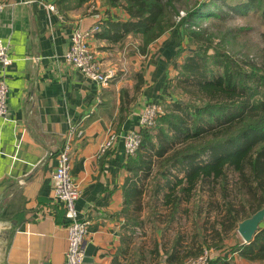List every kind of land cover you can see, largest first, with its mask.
Listing matches in <instances>:
<instances>
[{
    "label": "crops",
    "instance_id": "1",
    "mask_svg": "<svg viewBox=\"0 0 264 264\" xmlns=\"http://www.w3.org/2000/svg\"><path fill=\"white\" fill-rule=\"evenodd\" d=\"M53 1L57 10L40 0H0V37L13 59L7 70L8 116L0 117V264H65L67 220L52 173L66 145L81 192L79 214L89 221L87 243L95 245L91 264L176 263L181 246L166 243L165 209L191 196L180 185L170 190L167 174L175 168L159 167L156 150L148 153L152 168L138 164V155L126 153L123 135L141 127L148 102L176 101L169 78L182 46L180 32L171 29L145 53L134 41L128 57L96 32L91 44L103 66L121 63L124 69L101 86L65 57L73 30L90 28L93 14L85 6L72 9ZM105 18L129 15L117 9ZM111 130L119 137L100 154ZM156 135V145L170 140ZM183 174L178 169V177Z\"/></svg>",
    "mask_w": 264,
    "mask_h": 264
},
{
    "label": "trees",
    "instance_id": "2",
    "mask_svg": "<svg viewBox=\"0 0 264 264\" xmlns=\"http://www.w3.org/2000/svg\"><path fill=\"white\" fill-rule=\"evenodd\" d=\"M85 1L78 0L79 4ZM103 1L113 6L120 5L129 18H103L98 38L116 43L133 35L142 53L153 41L179 24L190 25L187 34L182 32L180 37L198 44L190 48L181 64L173 60L179 73V78H174L175 83L172 84L173 89L181 91L176 92L175 99L179 107L175 109L179 112H163L158 117L161 121L143 127L141 146L131 156L138 155L137 163L148 169L153 167L154 161L148 153L156 150L161 157L160 165L157 164L159 167L178 166L184 171L180 178L178 170L167 174L170 190L180 185L181 193L188 197L194 191L199 194L195 210L197 216L205 207L201 201L204 195L207 196V204L219 210L222 218L219 219V239L214 246L219 252L207 264H237L235 253L242 264H264V222L250 241H245L236 229L239 222L264 206V66L255 62L243 65L218 44L213 45L212 34L206 28L195 30L191 27L200 25L204 18L226 19L228 13H252L264 22V0H200L179 22L175 20L179 9L174 0ZM261 53L264 57V49ZM183 81L190 84H183ZM183 94L187 95L188 101ZM171 106L167 103L166 108L172 110ZM156 130H159L157 134L168 136L170 140L156 145ZM202 155L207 158L200 159ZM171 175H175V181L171 180ZM232 175H235L234 179ZM237 192L241 203L239 208L234 203ZM171 195L172 192L168 194L169 197ZM179 204L180 197L170 206L173 217L181 210L184 213L188 211ZM228 228L236 229L237 236V241L230 248L223 242L227 237L223 234Z\"/></svg>",
    "mask_w": 264,
    "mask_h": 264
},
{
    "label": "rangeland",
    "instance_id": "3",
    "mask_svg": "<svg viewBox=\"0 0 264 264\" xmlns=\"http://www.w3.org/2000/svg\"><path fill=\"white\" fill-rule=\"evenodd\" d=\"M63 5L68 8H78L80 6H85V10L88 13H102L103 18L108 17V12L124 9L120 5H111L104 3L103 0H87L84 3L79 4L78 0H61ZM198 1L200 0H174L176 6L179 9V13L175 16V20L179 22L183 16H185L190 10L194 9L196 4H198ZM206 1V0H203ZM235 2L236 0H232ZM96 21V18H94ZM201 24H193L191 25L192 28L195 30H198L200 27L206 28L208 33L212 34L214 43L213 45H219L224 50L228 51L231 55L235 57V59H238L240 62H242L243 65H245L248 62H255L260 66H264V57H262V50L264 49V22L259 19L257 15H253L252 13L243 15V14H232L228 13L226 16V19L222 20H214V18L207 19L204 18L202 21H200ZM190 27V25L183 24L177 26L176 29L180 33L185 32L187 34V29ZM101 30V29H100ZM99 30V31H100ZM187 37V35H186ZM181 42L185 40L183 46L178 49V51L181 49L180 53L178 54V51L176 52V62L177 64H181L185 61L186 56L190 53V48H195L198 43H195L193 41L186 42V39H184V36L179 37ZM131 42L130 44L133 45V47L127 48L126 45L128 42ZM136 38L133 35H128L123 42H116L117 49H121L122 52L125 51L123 54L125 57L129 56V52L132 50H135V42ZM126 45V46H125ZM138 45V42H137ZM138 47V46H137ZM210 50H212L210 48ZM122 60V59H120ZM127 63V62H126ZM107 67V66H106ZM109 67H113L117 70H124L123 65L120 63L117 66L110 65ZM129 68V65L126 66V69ZM178 67L177 65H174V68L172 70V77L169 78L170 80L173 78H179L178 77ZM169 80V81H170ZM178 79L176 80V82ZM191 82V81H190ZM175 83V82H174ZM183 84H190L187 81H183ZM176 92H181L180 89H176ZM186 94H183V98H185L186 101ZM182 98V97H181ZM183 101V99H181ZM190 100H192L190 98ZM160 104L161 109L158 111L157 115L154 119V124L156 122L161 121L160 118L158 119L159 115L163 112H177L178 110L173 108L170 110V107L167 109V104H162L159 101H151L147 104ZM175 102H171L168 104L173 105ZM146 104V105H147ZM145 105V106H146ZM144 106V108H145ZM177 106V105H176ZM172 107V106H171ZM143 108V109H144ZM143 111V110H142ZM142 111L140 113V116L142 114ZM179 112V111H178ZM151 125V126H153ZM150 127V126H146ZM144 126V128H146ZM140 130L143 129V127H139ZM111 132H116L114 130H111ZM159 130H156L155 133L157 134ZM117 133V132H116ZM118 134V133H117ZM119 136V134H118ZM117 136V139H118ZM117 141V140H116ZM116 143V142H115ZM114 143V144H115ZM179 146V144L177 145ZM176 146V147H177ZM112 148V147H111ZM110 149V148H109ZM108 149V150H109ZM131 156V155H130ZM207 158V156L202 155L201 158ZM179 169V167L177 166ZM175 168L176 172L178 169ZM171 180H175V175H171ZM232 179L235 178V175L231 176ZM169 180V178H168ZM179 188V187H178ZM178 188L176 190H178ZM193 192V191H192ZM206 194V193H205ZM234 195V192H233ZM217 199V196L215 197V200ZM206 195L201 198L202 203H204V209L202 214L196 215V205L199 203V194L194 191L191 194L190 200H184L183 205L180 206L183 210L186 209L187 213L182 212L181 214H178L171 218V207H168L165 209L166 211V217H167V228H166V243L168 246L174 245L175 243L179 244L181 246V251L179 255V261L173 264H182L186 259L190 257H196L198 254H200L204 249H208L211 252L212 256H215L214 254H218L219 252L217 249H214L215 242L217 239H219V219L222 218L221 214L219 213V210L215 208V206H209L207 204ZM235 205L239 208L240 203V197L237 192L236 197L234 198ZM224 213V212H223ZM243 221V220H242ZM241 221V222H242ZM239 222V225L240 223ZM229 225V222L227 223ZM166 227V225H164ZM238 227V224H237ZM228 228L227 233H224L223 235L227 237L224 239V244L226 246H232L237 241V236H235L236 229ZM222 236V235H221ZM236 238V240L234 239ZM179 240V243H178ZM181 242V243H180ZM228 250V255L231 253ZM190 253V254H189ZM233 256H235V260L237 261V264H242L240 262L239 256L235 253ZM210 260V259H209ZM163 261V260H162ZM163 264V263H162ZM207 264V263H206Z\"/></svg>",
    "mask_w": 264,
    "mask_h": 264
},
{
    "label": "built area",
    "instance_id": "4",
    "mask_svg": "<svg viewBox=\"0 0 264 264\" xmlns=\"http://www.w3.org/2000/svg\"><path fill=\"white\" fill-rule=\"evenodd\" d=\"M51 10H57L53 0H40ZM4 9V3L0 2V13ZM96 18L95 23L86 29L75 28L72 33V44L66 52V59L85 73L89 78L98 82L101 86H107L117 77V70L113 67H105L97 58L91 40L96 32L101 29L100 21L102 13H92ZM9 45L0 37V117L8 116V91L7 70L12 64ZM161 109V105L147 104L140 116L141 127L153 125L155 116ZM118 134L110 132L102 142L99 153L106 152L113 147ZM119 137V136H118ZM125 151L128 155L135 154L141 146L142 136L140 128L132 129L123 135ZM70 147L66 145L60 152L58 163L53 170L52 179L56 199L63 202L67 220V248L65 251V264H84L89 221L83 219L77 207L80 197L79 184L71 175ZM212 257L210 250L204 249L198 256L186 259L182 264H206Z\"/></svg>",
    "mask_w": 264,
    "mask_h": 264
},
{
    "label": "water",
    "instance_id": "5",
    "mask_svg": "<svg viewBox=\"0 0 264 264\" xmlns=\"http://www.w3.org/2000/svg\"><path fill=\"white\" fill-rule=\"evenodd\" d=\"M263 222L264 206L257 212H255L251 217L244 219L240 223L238 231L240 232L245 241H250L255 238ZM94 249L95 245L92 242L87 243L84 264H91L92 262H94ZM45 264L50 263L46 262Z\"/></svg>",
    "mask_w": 264,
    "mask_h": 264
}]
</instances>
